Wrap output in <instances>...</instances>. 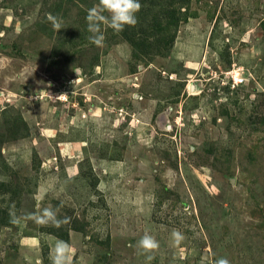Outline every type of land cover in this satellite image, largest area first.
I'll use <instances>...</instances> for the list:
<instances>
[{
    "label": "rangeland",
    "instance_id": "obj_1",
    "mask_svg": "<svg viewBox=\"0 0 264 264\" xmlns=\"http://www.w3.org/2000/svg\"><path fill=\"white\" fill-rule=\"evenodd\" d=\"M139 2L98 47V0H0V264H264V0Z\"/></svg>",
    "mask_w": 264,
    "mask_h": 264
},
{
    "label": "clouds",
    "instance_id": "obj_2",
    "mask_svg": "<svg viewBox=\"0 0 264 264\" xmlns=\"http://www.w3.org/2000/svg\"><path fill=\"white\" fill-rule=\"evenodd\" d=\"M140 9L139 0H98V4L90 8L86 16L90 43L103 47L105 38L101 30L102 23L110 27L116 34L122 32L126 26H135L137 23L136 14ZM105 13L107 15H104ZM46 19L50 22L54 31L59 32L62 29V21L58 17L49 13ZM77 73L79 78V72ZM10 217L13 223L18 222V218L14 213L10 212ZM28 218L39 226H46L51 223L59 227L62 223L57 220L56 212L50 208H45L42 212L37 211L29 214ZM63 222L66 223L67 218ZM172 235L176 240L182 238L179 232H173ZM137 247L141 250V254L146 256V260L151 261L153 259L151 253L158 249L159 244L153 236L145 233L137 241ZM72 253L71 245L66 241L59 240L52 248L49 259L51 264H72ZM215 264H230V261L221 257L215 261Z\"/></svg>",
    "mask_w": 264,
    "mask_h": 264
},
{
    "label": "trees",
    "instance_id": "obj_3",
    "mask_svg": "<svg viewBox=\"0 0 264 264\" xmlns=\"http://www.w3.org/2000/svg\"><path fill=\"white\" fill-rule=\"evenodd\" d=\"M169 20L167 21V23L165 24V26H163L164 29H167L169 25H173V24H177L179 22L180 17H176V14L173 13L171 15H169ZM67 232L66 233H57L58 236H61L62 238L67 239Z\"/></svg>",
    "mask_w": 264,
    "mask_h": 264
}]
</instances>
